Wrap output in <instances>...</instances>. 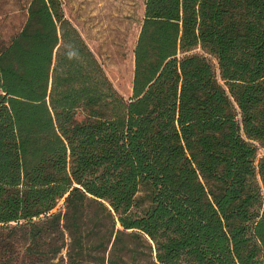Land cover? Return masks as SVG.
<instances>
[{"label":"trees","instance_id":"16d2710c","mask_svg":"<svg viewBox=\"0 0 264 264\" xmlns=\"http://www.w3.org/2000/svg\"><path fill=\"white\" fill-rule=\"evenodd\" d=\"M145 4L130 98L62 0L0 47V264H264V0Z\"/></svg>","mask_w":264,"mask_h":264},{"label":"rangeland","instance_id":"374dc122","mask_svg":"<svg viewBox=\"0 0 264 264\" xmlns=\"http://www.w3.org/2000/svg\"><path fill=\"white\" fill-rule=\"evenodd\" d=\"M29 1L0 0V47L10 45L27 24ZM62 1L67 20L95 53L117 91L130 98L134 49L144 22L145 0ZM64 202L54 212L63 211Z\"/></svg>","mask_w":264,"mask_h":264}]
</instances>
